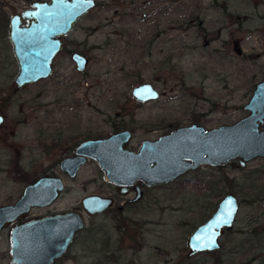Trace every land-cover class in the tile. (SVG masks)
Wrapping results in <instances>:
<instances>
[{"label": "rangeland", "instance_id": "374dc122", "mask_svg": "<svg viewBox=\"0 0 264 264\" xmlns=\"http://www.w3.org/2000/svg\"><path fill=\"white\" fill-rule=\"evenodd\" d=\"M31 1L0 0V97L7 99L10 118L18 114L19 104L24 112L45 109L48 143L59 128L60 140L74 131L111 134V122L120 123L123 112L134 111L144 121L129 142L132 149L141 139L153 140L187 124L192 112L202 115L205 129L228 126L248 114L245 104L264 75V0H95V8L61 36L63 49L53 73L13 95L18 64L7 39V20ZM73 51L89 60L84 73L75 71L69 58ZM145 82L158 97L136 106L131 88ZM48 147L43 168L51 167L63 188L51 204L32 209L27 218L75 208L84 220L74 242L53 264H264V156L241 167L238 158L202 165L167 185L143 188L135 205L117 210L131 195L118 194L94 160L69 178L54 165L71 146ZM19 164L26 171L27 159ZM3 172L0 204H8L30 178L14 172L9 179ZM229 192L238 201L237 214L220 237V247L212 254L186 257L188 234ZM89 194L116 196L115 205L87 217L79 202ZM7 247L2 235L0 264H8Z\"/></svg>", "mask_w": 264, "mask_h": 264}, {"label": "water", "instance_id": "95a60500", "mask_svg": "<svg viewBox=\"0 0 264 264\" xmlns=\"http://www.w3.org/2000/svg\"><path fill=\"white\" fill-rule=\"evenodd\" d=\"M94 6L93 0L34 1L30 9L12 15L7 28V39L17 65L13 88L17 90L35 83L51 74L53 61L62 48L59 36L65 35L82 14ZM27 20L26 25H20ZM77 70L82 71L87 60L71 53ZM264 73V71H263ZM131 95L141 101H152L158 92L145 82L131 89ZM245 108L246 117L228 126L205 130L199 126L176 128L153 142H145L137 152L121 148L125 133L106 139L84 140L74 149L73 157L64 158L59 168L69 177L76 174L85 157L96 160L106 180L117 185H131L141 180L146 185L167 183L188 168L199 163L208 166L225 164L238 158L239 166L254 157L264 156V75L252 91ZM188 160V161H187ZM58 177H41L23 189L14 204L0 206V226L9 224L27 214L30 207L45 206L61 191ZM110 197L89 194L79 202L87 216L104 212L111 206ZM237 204L232 193H225L211 216L194 227L185 239L186 257L216 251L219 238L232 228L237 214ZM84 227L78 210L46 215L15 226L11 231L9 264H53L66 253L74 235Z\"/></svg>", "mask_w": 264, "mask_h": 264}, {"label": "flooded vegetation", "instance_id": "af4514ba", "mask_svg": "<svg viewBox=\"0 0 264 264\" xmlns=\"http://www.w3.org/2000/svg\"><path fill=\"white\" fill-rule=\"evenodd\" d=\"M35 1H40V0H35ZM41 1H46V0H41ZM32 2H34V1H31V3ZM93 2H94V6H95V0H93ZM31 3L27 7L21 9L20 13L22 11L28 9V8L30 9ZM94 6H92L91 9L95 8ZM88 10H90V9H88ZM20 13H17V14L15 13V14L16 15H19ZM12 15H14V14H12ZM12 15H10V16H12ZM80 17H78V20H79ZM9 19H10V17H8V20H7L8 22H9ZM27 23H28L27 20H22L21 19L20 25H23L24 26ZM73 27H74V25L72 26V28ZM72 28H71V30H72ZM70 31H68V32H70ZM60 39L61 38L59 36V40ZM62 49H63V42H62V48H61V50ZM61 50H60V53H61ZM73 52H71V53H73ZM80 55H82V54H80ZM82 56L85 57L84 55H82ZM69 58H70L71 61H73L71 59V54L69 55ZM85 59L87 60V63H88L89 60L87 59V57ZM87 63L85 65L84 69L82 71H79L75 67V61H73V65H74L75 71L76 72H79V73H84L85 70H86V67H87ZM53 64H54V61H53ZM53 64L51 66V71H50L51 74L53 73L52 72ZM36 82H38V81H36ZM32 83H28V84L24 85V87L25 86H28V85H31ZM33 84H35V83H33ZM12 85H13V87H12L11 93L13 95H14V93L18 92L20 89L24 88L22 86V87H19L17 90H14L13 91V88L15 86L13 84V81H12ZM85 85H87V82H86ZM130 95H131V92H130ZM132 98H133V100H135V105L136 106H140V107L142 105L150 102V101L137 100L133 96H132ZM156 99H154V100H156ZM7 103H8L7 102V99H2V97H0V163L1 164L3 163L2 165H0V169H3L4 170L3 173L6 174V178H9V179H10V176L14 172L16 173L17 176L24 175L27 179L30 178V181L27 182L24 185V187L26 185H29V183H31V182H33V181H35L37 179L39 180V178H41V177H48V178H50L52 176L53 177L56 176V177L59 178V176L55 175V173L53 171H51V167L49 169L47 168V166L45 167L46 169L43 168L42 160L46 159L45 157L48 156V148H49L48 146H58V147H61L62 145H65V144L68 145V146H71L70 147L71 148L70 153H67V155H65L63 158H60V160L57 161V163L54 165V167L59 168L60 161L62 159H64V158L73 157V155H74V149L80 144V142H82L84 140H87V139H89V140L100 139L101 140V139H106L109 136L111 137L112 135H115V134L125 133L124 134L123 144H122L121 148H122V150L125 149V150L132 151V153H134V152H137L138 149L141 147V145H144L145 142H153L154 143V141L156 139H158L160 136H162V135H158V136L154 137L153 140L150 139V138L141 139L139 141L140 144H137V146L134 147L133 149L132 148H129V145H130L129 142L133 139L134 134H135L134 131L136 130V128L137 127L143 128V126H144V121L142 122V121H139L138 119H136L134 117V114H133L134 111H132V112L130 111L129 113H127V116L128 117L126 116V113H124V112L122 113L120 123L115 122V121L111 122L110 127L113 128L111 134L104 135V136H101L100 137V136H92L91 134H88V133L86 135H82V134L79 135L78 132H75L74 131V132L69 133V135H66L64 139H61L60 140V137L61 136H60V128H59L58 129V132L56 131L57 133H55V137L53 138V141H55L56 143L55 142L53 143V141L51 143H48V138H49V136H48V127H49V124L48 123L49 122H48V119H47L48 112L45 111V109L29 108V111L28 112H26V111L24 112V110L22 109L23 106L21 104H19L18 105L19 106V111H17L18 114L15 115V118L14 117L10 118L5 113L6 108H7ZM119 114L120 113L117 112L115 114V116H117ZM124 116H125V119H124ZM191 116L192 117L190 118V121L187 124H185V125L184 124H182V125H175V128L172 129V131H175V129L176 128H179V127H184L185 128L186 126H191V125H194L195 127L196 126H199V127H202L203 129H205L200 124L203 121V118H202V115L201 114L194 115V113L192 112L191 113ZM73 119H76V117L74 116ZM56 125H58V127L61 126L60 125V117H59L58 123ZM154 126H155V124H154ZM21 129H25L24 135L21 134ZM154 129L152 131H154ZM205 130L207 131L209 129H205ZM24 159H27V163H28V168H27L28 170L26 169V171H24L22 169V167L19 166L20 165L19 163L21 161H23ZM88 160H91L92 161L94 159H92V158L90 159V157H85L84 158V162L81 165L85 164L86 161H88ZM94 161L96 162V160H94ZM7 165H11V166H7ZM202 165H207V164L206 163H199L198 166H195L194 168H188L187 171L185 170L183 173L178 174L177 176H175L173 179H171L167 183L164 182V183H160V184H156V185H147V184L145 185L143 181L136 180L134 184L125 185V187H124L123 185L121 186V185H117V184H112V182H110V181L107 180L113 187H115V190H116V192L118 194H121L123 196H125V195H128V196L131 195L130 198H126L125 199V202H121L120 205H116L115 207L117 208V210H121L124 207L126 208L127 205H132V204L135 205L139 201L140 197L143 196L142 195L143 188L146 189V188H151V187H157V186H161L163 184H166L167 185L168 183H170V182H172L174 180H177V178L180 177L181 175L188 173V171L197 170ZM2 166H5V167H2ZM40 169H42V170H40ZM79 169H81V166H80ZM33 172H36L37 177H35V178L33 177ZM59 172H61V174L65 175V176L69 177V175L65 171H63L61 168H59ZM74 175L71 176V177H74ZM103 175H104V173H103ZM71 177H69V178H71ZM59 179H61V181H62V178H59ZM24 187L21 190L22 192H24L23 191ZM22 192H20L19 196L22 194ZM58 194H59V191L57 192L56 197L58 196ZM98 195H100V194H98ZM19 196H18V198L16 197L13 201H10L8 204L7 203L0 204V206H4V205L9 206L11 204H14L15 201L19 199ZM105 196L106 197H110L111 198V201H112L111 206H109L107 209H105V211H106V210L110 209L112 206L115 205L116 196L115 197L108 196V195H105ZM56 197L53 199V201L56 199ZM49 204H51V203H49ZM49 204H47V205H49ZM47 205H45V206H47ZM42 207H44V206H42ZM34 208H39V206L30 207V209H29V211H28L27 214H24L23 216H21L20 219H16V220L12 221L10 223V225L9 224H5V225L0 226V237L3 235L6 238L7 245H8V247H7V254L9 255V259L11 257V255H10V247L12 246V244L10 242V237L12 235L11 234V231H12V229L15 226H17V225L20 226V224L26 223L28 221L30 222L32 219H35L36 217H31V219L27 218V216H29V214H30V211L32 209H34ZM73 210H77V209L73 208ZM73 210L70 209V210H67V211H73ZM67 211H63V212H67ZM63 212H60V213L62 214ZM104 212L102 211L101 213H104ZM101 213H98V214H101ZM95 215H97V214H95ZM44 216H46V215H44ZM41 217H43V216H41ZM37 218H39V217H37ZM225 232H227V231H225ZM224 233H223V235H224ZM220 237H223V236H220ZM218 242H219V240H218ZM213 252H215V251H213ZM203 253H211V252H203ZM185 256H186V253H185ZM188 258H190V257H188ZM9 259H8V264H9Z\"/></svg>", "mask_w": 264, "mask_h": 264}]
</instances>
